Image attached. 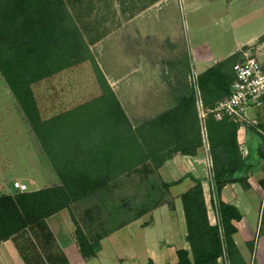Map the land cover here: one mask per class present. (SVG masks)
I'll return each instance as SVG.
<instances>
[{"label": "trees", "instance_id": "16d2710c", "mask_svg": "<svg viewBox=\"0 0 264 264\" xmlns=\"http://www.w3.org/2000/svg\"><path fill=\"white\" fill-rule=\"evenodd\" d=\"M87 58V44L66 0H0V75L59 179L53 186L0 193V241L67 209L81 256L93 257L100 239L113 231L159 205L172 210L173 202L165 194L187 178L191 185L179 200L188 249L176 250L174 264H216L222 256L233 264L238 254L232 238L234 222L242 214L234 204L221 200L220 192L232 183L249 186L250 164L237 142L242 123L215 120L209 113L203 119L211 159L209 202L215 216L210 224L199 178L187 172L164 181L155 172L172 154L194 155L202 145L193 85L179 88L168 107L134 127L98 73L99 105L90 109L82 104L40 118L31 85ZM224 61L195 76L203 108L229 93L233 72L224 68ZM243 125L259 139L255 152L264 161V121ZM144 264L155 263L148 259Z\"/></svg>", "mask_w": 264, "mask_h": 264}, {"label": "rangeland", "instance_id": "374dc122", "mask_svg": "<svg viewBox=\"0 0 264 264\" xmlns=\"http://www.w3.org/2000/svg\"><path fill=\"white\" fill-rule=\"evenodd\" d=\"M66 1L71 17L87 44L89 58L67 66L31 85L42 120L82 104H89L90 109L99 105L98 98L102 95L98 78L100 73L107 85L114 88L123 110L129 116L131 124L136 127L171 104L178 88L176 83L185 81L187 86H192L195 69L199 66L196 56L205 53L217 61L226 60L223 65L228 71H232L233 65L243 60L245 56L264 58V0ZM195 46H199L198 50L193 51L191 55L190 48ZM133 77L151 80L145 94L140 88L138 94L132 95L130 85L127 84L128 79ZM174 84L177 88L173 86ZM11 96L0 84V156H5L12 162L6 169L4 168L2 174L9 176L25 172L39 173L41 179L39 186L57 185L59 179L50 158L36 139L42 151L38 153L36 141L27 131L29 125L20 111H17ZM259 108L261 107L248 108L245 114L256 116ZM196 109L198 113L197 106ZM32 135L34 136L33 133ZM258 144L259 139L255 135L246 151L242 148L241 152L250 164L246 177L259 191L257 199L258 205L261 206L262 201L264 203V196L262 197L264 161L256 155ZM200 148L201 164L204 168L203 179L209 184L211 166L208 161V146L202 142ZM176 154L178 153L172 156ZM44 156L50 163L53 178L50 174L52 171L49 170V173L46 171V163L41 164ZM150 162L148 164L152 166L153 162ZM162 164L163 162L155 168V172L160 179L169 181L160 175ZM36 167L41 171L36 172ZM256 169L261 171L263 183L259 179L255 184L250 178ZM132 178L136 180L137 176ZM25 183L26 191L34 190L35 185L27 181ZM239 188L242 187L237 183L228 184L222 195L227 201L238 203L239 198L236 194ZM178 189L172 186L165 194V199L172 200L173 208L174 198L179 197ZM0 191L16 192L12 185L8 184L0 186ZM248 199L253 200L249 197ZM205 202L208 216L214 223L215 216L207 191ZM72 209L78 217L79 212L74 206ZM63 210L69 215L67 209ZM253 216V213L246 215L243 222H254ZM122 238L124 239H121L120 243L115 242L114 237L107 239L104 242V253L111 255L122 249L123 243L126 244L127 241L126 237ZM101 263L111 264L102 260Z\"/></svg>", "mask_w": 264, "mask_h": 264}, {"label": "crops", "instance_id": "0c3cea01", "mask_svg": "<svg viewBox=\"0 0 264 264\" xmlns=\"http://www.w3.org/2000/svg\"><path fill=\"white\" fill-rule=\"evenodd\" d=\"M198 47L190 48L191 55L197 52ZM196 58L197 65L199 66L195 69V75L217 62L212 56L208 57L205 53L204 55L196 56ZM0 84L11 95L1 75ZM185 84L187 85L183 81L176 83L178 88L175 84L173 86L178 90L185 86ZM127 85H130L132 95L135 96V94H138L140 88H142L143 94H145V90L151 85V80L148 78L139 79L133 77L128 79ZM109 88L117 99L114 88L112 86ZM176 93L177 91L173 95V98ZM17 111L19 110L17 109ZM126 116L131 122L129 116L127 114ZM246 118L248 120H254L256 123H262L264 121V106L256 111V116L246 115ZM27 131L30 137L35 139L36 148L39 153L41 149L36 138H33L34 136L29 127ZM254 138L255 134L247 129L245 125L242 124L238 127L237 142L241 150L245 148L244 150L246 151L247 146H249ZM2 158H4L3 161ZM0 159V164H2L0 165V186L3 184L11 185L13 180H19L21 182L27 181L35 185L34 190L47 187V185H38L41 182L39 173L25 172L19 173V175H3L4 168L6 169L12 162L9 158H5V156H0ZM201 161L202 155L200 147L194 155H173L163 162L160 168V175L165 180H176L184 173L188 172L192 174L201 180L205 200V191L208 192L209 196V184L207 182L205 183L203 179L204 168ZM45 163L46 171L49 173V170L52 171V168H50V163L46 157L42 158L41 164L43 165ZM35 171L40 172L41 170L36 167ZM50 174L53 178V171ZM250 178L257 184L258 180L262 178L261 171L256 169ZM247 183L249 185L247 188H239V191L237 190L238 194H236V197L239 198L238 203L232 200L227 201L223 197L222 193L227 185L220 192L221 200L234 204L242 214L241 219L238 222H234L236 232L232 238L238 254L231 262L235 264L240 260L243 264H264V222L261 221L264 218V203L262 201V205H258L259 201L257 198L259 197V191L254 188L253 182L250 179H247ZM190 185L191 182L189 179L184 178L175 186L179 188L178 194H180ZM0 193L6 192L0 191ZM262 194L263 197L264 191ZM248 197L253 198V200L250 201ZM251 213L254 214V222H243L245 221L246 215ZM207 218L209 223L213 224L208 216V210ZM73 230L74 226L69 215L65 210L61 209L30 229H26L14 235V237L0 241V264H102L101 260L102 262H110L111 264H144L148 259L155 264H174L177 260L176 250L181 248L188 249V243L185 240L184 216L179 197L174 198V208L172 210L166 204L159 205L148 213H144L137 219L100 239V248L93 257L84 258L81 256L73 235ZM120 236L127 238L126 244L123 243L122 249L111 255L104 253V242L110 237H114L115 242L120 243L121 239H124ZM131 244H133L132 247H127ZM216 264H230V259L225 256L219 257Z\"/></svg>", "mask_w": 264, "mask_h": 264}, {"label": "built area", "instance_id": "2783aa9c", "mask_svg": "<svg viewBox=\"0 0 264 264\" xmlns=\"http://www.w3.org/2000/svg\"><path fill=\"white\" fill-rule=\"evenodd\" d=\"M233 79L229 86V93L226 97L216 101L211 107L203 108L198 97L193 76V87L196 93V106L198 117L201 123L202 142L207 147L203 119L206 114H211L215 120L222 118L232 119L242 124H255L254 120L246 118L245 110L252 107L264 106V58L256 56H245L243 60L235 63L232 67ZM209 165L211 159L208 156ZM12 188L16 192L27 190L25 182L13 180Z\"/></svg>", "mask_w": 264, "mask_h": 264}]
</instances>
